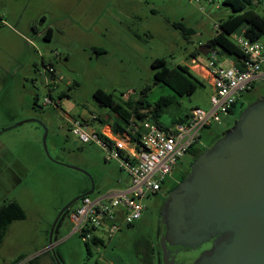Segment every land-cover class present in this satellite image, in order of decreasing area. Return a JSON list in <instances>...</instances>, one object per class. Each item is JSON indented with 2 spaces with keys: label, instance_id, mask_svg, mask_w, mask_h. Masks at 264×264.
Returning a JSON list of instances; mask_svg holds the SVG:
<instances>
[{
  "label": "rangeland",
  "instance_id": "obj_1",
  "mask_svg": "<svg viewBox=\"0 0 264 264\" xmlns=\"http://www.w3.org/2000/svg\"><path fill=\"white\" fill-rule=\"evenodd\" d=\"M226 12L203 0H0V205L16 201L25 212L0 241V264H28L30 259L34 264H161L156 247L160 215L153 195L143 198L146 208L132 225H122L111 237L92 230L102 244L88 240L90 254L67 218L78 201L61 214L49 236L69 200L92 184L95 197L128 180L116 159H105V148L70 133L64 112L70 119L82 108L86 118L89 111L109 114L93 98L96 89L112 93L121 104L141 98L152 108L160 97H169L158 115L164 124L194 107L208 110L212 89L206 79L192 72L201 84L179 95L154 83L151 62L163 58L168 67L189 64L193 51L204 58L199 45L215 34ZM180 26L192 32L183 33ZM258 41L264 45V34ZM59 93L66 105L44 102L58 101ZM263 97L260 80L239 102ZM244 107L202 127L198 140L205 142L211 132L233 125ZM144 119L152 122L151 113ZM44 128L49 157L42 144ZM181 159L191 161L186 155Z\"/></svg>",
  "mask_w": 264,
  "mask_h": 264
},
{
  "label": "water",
  "instance_id": "obj_2",
  "mask_svg": "<svg viewBox=\"0 0 264 264\" xmlns=\"http://www.w3.org/2000/svg\"><path fill=\"white\" fill-rule=\"evenodd\" d=\"M46 135L44 128L49 157ZM93 191L92 184L64 204L50 237L61 214ZM159 215L161 264H264V97L248 103L234 124L191 161ZM190 250L197 255L175 262L174 251Z\"/></svg>",
  "mask_w": 264,
  "mask_h": 264
},
{
  "label": "built area",
  "instance_id": "obj_3",
  "mask_svg": "<svg viewBox=\"0 0 264 264\" xmlns=\"http://www.w3.org/2000/svg\"><path fill=\"white\" fill-rule=\"evenodd\" d=\"M234 42L247 56L243 66H237L226 55L215 50L204 58L190 57L187 66L191 72L206 79L212 86L210 107L191 108L182 122L161 128L145 119L131 116L123 123V131H114L105 125L96 130L88 117L69 118L70 133L80 142H95L107 150L106 160L116 159L119 168L127 174L128 181L120 188L108 189L95 197L85 195L68 215L72 232L83 242L100 237L91 231L98 229L111 237L122 225L136 222L146 206L143 198L155 194L182 156L197 142L199 131L211 121L220 122L221 115L229 114L230 108L240 99L243 92L250 91L257 81L264 80V45L250 40L242 33L236 34ZM52 71L51 66H47ZM45 75V74H44ZM50 103V98L44 99Z\"/></svg>",
  "mask_w": 264,
  "mask_h": 264
},
{
  "label": "trees",
  "instance_id": "obj_4",
  "mask_svg": "<svg viewBox=\"0 0 264 264\" xmlns=\"http://www.w3.org/2000/svg\"><path fill=\"white\" fill-rule=\"evenodd\" d=\"M203 1L207 2L210 5L217 3V7H225L227 9V12L224 16L218 18L216 23L217 29L215 34L209 39H207L205 43L200 44L199 47L204 48L205 54H207L211 50H215L219 55H226L230 57L237 66H243L244 61L247 60V56L238 48L234 40H232L229 36L231 34L242 33L245 37L253 41L258 40L260 36L264 34V0ZM180 29L183 31V33L192 32V30L187 27L180 26ZM198 53L199 52L193 51L190 53L189 57H194ZM151 67L155 69L153 72L154 83L162 82L179 95L190 94L194 92L198 84H201V81L193 75L187 64L168 67L163 58H156L152 60ZM146 89L147 87H145L142 92H145ZM92 96L100 105L107 107L110 112L114 113L118 117V119L123 123H126L131 116H135L136 119H144L145 116L151 113L152 123L156 124L161 128H165L169 124L175 122H182L188 115L187 113L184 117L172 119L168 124H164L159 121L158 115L160 114L161 107L166 105L170 101L169 97H160L156 102L155 107L152 108L147 102H145L144 99L141 98L137 99L134 102L129 100L121 104L120 102L114 99L112 93L106 92L101 89L94 90ZM237 102L230 108L229 113H233L234 110L237 109V104H239L240 107L241 102H239V100ZM139 108L148 109V113L138 112ZM97 119L99 120L98 115L96 120ZM112 126L113 130L116 132L123 131V125L119 122H114ZM216 139L217 137L214 138L209 145H211ZM192 146L189 148L188 151H191ZM200 152H202V150L193 151V156L196 157ZM72 209H70V211ZM24 217L25 212L18 202L9 201L1 204L0 241L4 237L8 225L12 221L23 219ZM91 241L94 244H102V238L97 236H93ZM84 245L87 253L90 254V249L88 247L87 241L84 242ZM28 264H34L33 259L28 260ZM94 264L103 263L95 261Z\"/></svg>",
  "mask_w": 264,
  "mask_h": 264
},
{
  "label": "flooded vegetation",
  "instance_id": "obj_5",
  "mask_svg": "<svg viewBox=\"0 0 264 264\" xmlns=\"http://www.w3.org/2000/svg\"><path fill=\"white\" fill-rule=\"evenodd\" d=\"M52 77V73H50L48 75V78ZM250 103V102H249ZM248 103H241L240 107L239 104H237V108L241 109L242 107H244L245 105H247ZM233 113H229V115H231ZM232 126V125H231ZM230 126V127H231ZM230 127L226 128L223 132H211L210 136L206 139L205 142L198 140L196 143L193 144L191 151L186 152L184 155H186V157H188L191 161L195 158L193 156V151L195 150H204L205 148H207L209 146V144L211 143V141L216 138L219 137L221 134H223L226 130H228ZM191 161H186L185 159H180L179 161L176 162V164L174 165L171 173L169 174V178H167L166 180H164L163 184L161 185L160 189L153 194L154 196V205H156V207L158 208V211H160V208L166 198V196L168 195L169 191L171 189H173L174 187L177 186V184L182 181L186 175L188 174L189 170H190V164ZM79 200V199H78ZM77 200V201H78ZM70 208V207H69ZM65 212V211H64ZM63 212V213H64ZM70 213V211H69ZM68 213V215H69ZM68 218V216H67ZM160 224V230H159V236H158V245H156L157 249L160 250L159 247V238L161 236V231H162V223L161 220L159 221ZM161 253V251H160ZM195 255H197V251H178V252H173L172 256L174 257L175 262H180L185 258H193ZM191 261L189 260H185V262L183 264H189Z\"/></svg>",
  "mask_w": 264,
  "mask_h": 264
},
{
  "label": "crops",
  "instance_id": "obj_6",
  "mask_svg": "<svg viewBox=\"0 0 264 264\" xmlns=\"http://www.w3.org/2000/svg\"><path fill=\"white\" fill-rule=\"evenodd\" d=\"M197 55H199V54H197ZM196 55V56H197ZM200 57V56H199ZM202 57V56H201ZM52 77H53V75H52ZM52 77L51 78H48L49 80H51L52 79ZM211 86V85H210ZM211 89H212V86H211ZM58 101L55 99V100H53L52 98V100H51V102L50 103H47V104H53L55 107H57L58 105H60V106H62V103L64 104V105H66L65 104V102H63V100H62V93H59L58 94ZM83 109L84 108H82V109H78V110H76L77 111V115H78V117L79 116H81V115H83V116H81V117H85V116H87V114H85V113H82V111H83ZM61 112H62V110H61ZM63 113V112H62ZM90 113H93V112H88V115L90 114ZM95 114H97L98 115V118H99V120L97 119L95 122H93L92 123V121L93 120H89V123H90V126L92 127V128H94V129H96V130H102V129H104V127H105V125L107 124H109V125H113V123L114 122H119L120 120L118 119V117L114 114V113H112V112H110L109 114L107 113V114H105V115H101V114H99V113H95ZM64 118H66V120L68 121V119L70 118L69 117V115L66 113V112H64ZM112 118H117L119 121H117V120H113ZM106 120V121H105ZM92 123V124H91ZM120 124H122L123 125V122H119ZM67 124H68V122H67ZM69 127V126H68ZM76 141V140H75ZM77 142V141H76ZM128 180H125L124 181V184L127 182ZM122 182V181H121ZM123 184V185H124ZM122 186V185H121Z\"/></svg>",
  "mask_w": 264,
  "mask_h": 264
}]
</instances>
